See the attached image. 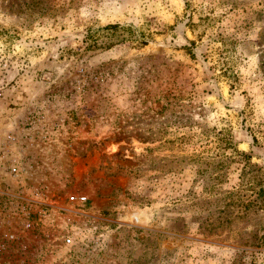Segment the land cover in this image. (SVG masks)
Masks as SVG:
<instances>
[{"label": "rangeland", "instance_id": "1", "mask_svg": "<svg viewBox=\"0 0 264 264\" xmlns=\"http://www.w3.org/2000/svg\"><path fill=\"white\" fill-rule=\"evenodd\" d=\"M241 151L264 0H0V264H264Z\"/></svg>", "mask_w": 264, "mask_h": 264}, {"label": "trees", "instance_id": "2", "mask_svg": "<svg viewBox=\"0 0 264 264\" xmlns=\"http://www.w3.org/2000/svg\"><path fill=\"white\" fill-rule=\"evenodd\" d=\"M118 24H109L103 27L104 30L118 29ZM142 44H147L145 39L140 41ZM97 41L89 44V48L96 46ZM256 140V139H255ZM240 154L245 158V165L243 168V173H245V177H243V182L241 183V190L237 192H230L231 195V203L233 205L236 200L234 199L235 195H240L242 198L247 196L241 203V206L244 207V212H248L251 208H256L258 212L264 211V166L258 163H252V155L246 151H241ZM248 172H255L253 175L246 176ZM243 191L244 194L238 193ZM250 191V192H249ZM246 192V193H245ZM238 197V198H239ZM241 201V199H240ZM239 203V202H238ZM236 204V203H235ZM263 238V236H262Z\"/></svg>", "mask_w": 264, "mask_h": 264}, {"label": "built area", "instance_id": "3", "mask_svg": "<svg viewBox=\"0 0 264 264\" xmlns=\"http://www.w3.org/2000/svg\"><path fill=\"white\" fill-rule=\"evenodd\" d=\"M72 199H74V200H76V199L78 200V199H79L80 201H82V200L85 199V197H80V198H78V197H72ZM67 242H68V243H71V239H70V238L67 239Z\"/></svg>", "mask_w": 264, "mask_h": 264}]
</instances>
